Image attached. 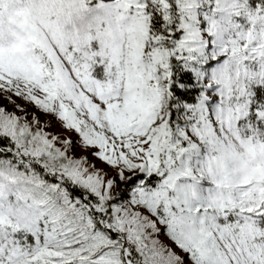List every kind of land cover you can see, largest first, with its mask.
<instances>
[{
  "label": "snow or ice",
  "instance_id": "1",
  "mask_svg": "<svg viewBox=\"0 0 264 264\" xmlns=\"http://www.w3.org/2000/svg\"><path fill=\"white\" fill-rule=\"evenodd\" d=\"M0 264H264V0H0Z\"/></svg>",
  "mask_w": 264,
  "mask_h": 264
}]
</instances>
